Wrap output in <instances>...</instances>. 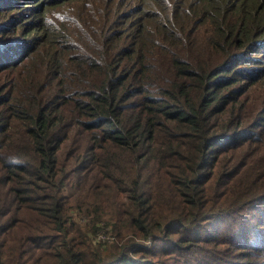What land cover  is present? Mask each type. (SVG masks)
I'll use <instances>...</instances> for the list:
<instances>
[{
    "label": "trees",
    "instance_id": "trees-1",
    "mask_svg": "<svg viewBox=\"0 0 264 264\" xmlns=\"http://www.w3.org/2000/svg\"><path fill=\"white\" fill-rule=\"evenodd\" d=\"M33 3L0 25V264L242 246L210 230L264 204V0Z\"/></svg>",
    "mask_w": 264,
    "mask_h": 264
},
{
    "label": "rangeland",
    "instance_id": "rangeland-1",
    "mask_svg": "<svg viewBox=\"0 0 264 264\" xmlns=\"http://www.w3.org/2000/svg\"><path fill=\"white\" fill-rule=\"evenodd\" d=\"M34 0H15L11 7V10L0 13V25L8 26L9 21L12 18V14L14 13H28L29 12V5H34ZM32 2V4H29ZM10 7V8H11ZM39 8L38 5L31 6L30 9L37 10ZM9 9V8H8ZM4 10V9H3ZM1 11V10H0ZM16 21H19L18 25H20L19 29L17 30V34L19 39L17 42H22L23 45L26 44L24 42L25 37H32L35 33H31L30 35L26 36L27 31L32 29V25L35 23L36 18L33 15L27 16L25 15L24 18H17ZM14 31L9 30V35H0V39L4 36L12 35ZM0 41V45H9L12 41ZM28 49L32 47V44L27 45ZM257 91H254V95L257 96ZM228 156V153L223 155L220 158V161H225V157ZM229 157V156H228ZM244 163L239 162L237 165L238 171L242 172L244 170ZM109 207L112 208V205L109 204ZM178 210H173V212H177ZM83 223H86L83 220ZM213 225H204L197 228L196 234H201L203 231L208 230ZM214 229L210 230V232H214V236L223 235L225 233V229L227 227L233 231V234L237 233V236H233L234 239L236 238L243 240V245L236 250H232L230 247L228 248V243L224 241H217V243H202L203 248H199L196 250L195 255H193L194 261L191 264H258L259 262L264 261V204H260V207L254 211H248L245 217L235 220V219H223L217 220L214 224ZM226 227V228H225ZM110 232V225L108 226L107 230ZM106 232L108 235L111 233ZM207 232V231H206ZM106 234V236H108ZM171 236V239L173 236ZM195 235V234H193ZM105 235L99 236V239L103 240ZM203 237H207V234H203ZM226 236V235H224ZM169 239V237H167ZM232 239V238H231ZM235 242H231L233 245ZM150 247L152 246V242L149 243ZM160 249L165 247V244L157 243ZM174 246V244H173ZM196 247H194L195 249ZM193 250V249H192ZM174 248H171V251L168 253L167 249L163 250L160 254L159 264H177L182 255V251H177ZM172 252V254H170Z\"/></svg>",
    "mask_w": 264,
    "mask_h": 264
}]
</instances>
